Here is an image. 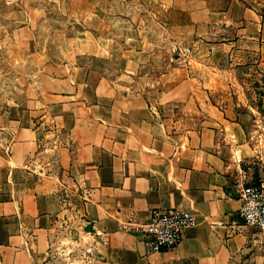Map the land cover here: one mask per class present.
<instances>
[{
  "label": "crops",
  "instance_id": "crops-1",
  "mask_svg": "<svg viewBox=\"0 0 264 264\" xmlns=\"http://www.w3.org/2000/svg\"><path fill=\"white\" fill-rule=\"evenodd\" d=\"M7 3L28 73L0 110V264H264L240 216L257 150L212 96L235 68L264 75V0ZM168 207L197 224L150 252Z\"/></svg>",
  "mask_w": 264,
  "mask_h": 264
},
{
  "label": "rangeland",
  "instance_id": "rangeland-1",
  "mask_svg": "<svg viewBox=\"0 0 264 264\" xmlns=\"http://www.w3.org/2000/svg\"><path fill=\"white\" fill-rule=\"evenodd\" d=\"M23 21L24 12L21 9L7 3V0H0V110L5 108L12 97L21 95L24 78L28 73L22 62V54L14 46L11 36L13 29ZM197 48L195 44L183 46L177 58H181L182 62L197 60ZM174 62L179 63L175 59ZM230 63L226 60L222 66L227 67ZM224 77H220L222 81L218 80L212 88V96L228 115L242 122L248 131L250 143L258 154V158L251 164V182H258L264 178V75L240 67ZM60 245L63 246L62 243ZM62 254L61 251L60 257Z\"/></svg>",
  "mask_w": 264,
  "mask_h": 264
},
{
  "label": "built area",
  "instance_id": "built-area-1",
  "mask_svg": "<svg viewBox=\"0 0 264 264\" xmlns=\"http://www.w3.org/2000/svg\"><path fill=\"white\" fill-rule=\"evenodd\" d=\"M240 216L247 226L254 229L252 241L264 243V178L246 184L241 191ZM197 224L191 210L176 207L154 208L145 225L150 252H161L178 246L188 227Z\"/></svg>",
  "mask_w": 264,
  "mask_h": 264
}]
</instances>
